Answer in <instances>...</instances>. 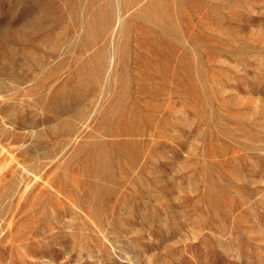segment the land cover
Instances as JSON below:
<instances>
[{
  "label": "rangeland",
  "instance_id": "1",
  "mask_svg": "<svg viewBox=\"0 0 264 264\" xmlns=\"http://www.w3.org/2000/svg\"><path fill=\"white\" fill-rule=\"evenodd\" d=\"M0 264H264V0H0Z\"/></svg>",
  "mask_w": 264,
  "mask_h": 264
}]
</instances>
